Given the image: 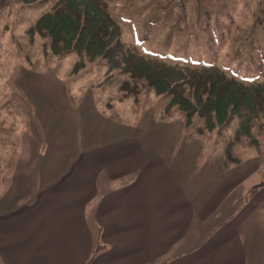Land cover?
<instances>
[{
	"label": "rangeland",
	"instance_id": "rangeland-1",
	"mask_svg": "<svg viewBox=\"0 0 264 264\" xmlns=\"http://www.w3.org/2000/svg\"><path fill=\"white\" fill-rule=\"evenodd\" d=\"M81 108L93 124L188 119L264 178V0H0V167Z\"/></svg>",
	"mask_w": 264,
	"mask_h": 264
},
{
	"label": "crops",
	"instance_id": "crops-1",
	"mask_svg": "<svg viewBox=\"0 0 264 264\" xmlns=\"http://www.w3.org/2000/svg\"><path fill=\"white\" fill-rule=\"evenodd\" d=\"M80 110L1 160L0 264H264L261 159L150 108L137 126Z\"/></svg>",
	"mask_w": 264,
	"mask_h": 264
}]
</instances>
